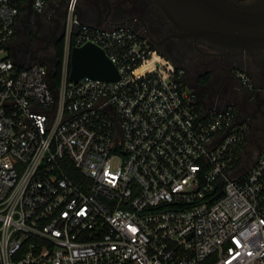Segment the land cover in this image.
<instances>
[{
    "label": "built area",
    "instance_id": "2783aa9c",
    "mask_svg": "<svg viewBox=\"0 0 264 264\" xmlns=\"http://www.w3.org/2000/svg\"><path fill=\"white\" fill-rule=\"evenodd\" d=\"M51 1L0 0V264H264V146L242 152L253 119L203 104L133 27L81 22L76 0L59 80L21 65L18 27ZM87 43L118 81L70 80Z\"/></svg>",
    "mask_w": 264,
    "mask_h": 264
},
{
    "label": "flooded vegetation",
    "instance_id": "af4514ba",
    "mask_svg": "<svg viewBox=\"0 0 264 264\" xmlns=\"http://www.w3.org/2000/svg\"><path fill=\"white\" fill-rule=\"evenodd\" d=\"M246 1V0H240ZM72 0H55L42 13L32 12L23 23L25 37L36 39L35 52L28 56L17 37L11 44L12 54L21 65H50L56 55V45L63 40L67 9ZM76 14L81 22L98 27L130 26L169 61L185 70L184 79L198 89L199 98L213 82L227 85V102L233 101L239 111L253 119L254 127L263 136L251 152L256 158L264 146V51L248 52L222 48L204 40L180 36L181 31L171 22L156 0H76ZM18 27V31L20 30ZM18 34V32H17ZM47 52L52 53L48 57ZM50 58V60H48ZM28 60V61H27ZM246 73L253 88L243 86L239 73ZM215 106V103H213Z\"/></svg>",
    "mask_w": 264,
    "mask_h": 264
},
{
    "label": "water",
    "instance_id": "95a60500",
    "mask_svg": "<svg viewBox=\"0 0 264 264\" xmlns=\"http://www.w3.org/2000/svg\"><path fill=\"white\" fill-rule=\"evenodd\" d=\"M180 36L237 51H264V0H156ZM116 82L120 74L94 43L72 49L70 80Z\"/></svg>",
    "mask_w": 264,
    "mask_h": 264
},
{
    "label": "crops",
    "instance_id": "0c3cea01",
    "mask_svg": "<svg viewBox=\"0 0 264 264\" xmlns=\"http://www.w3.org/2000/svg\"><path fill=\"white\" fill-rule=\"evenodd\" d=\"M52 2L55 3V0H53ZM85 24L92 25L89 23ZM187 83L192 89L198 91V89L192 86L189 81ZM227 90V85L224 82H221L219 80L215 81L210 87L205 89L200 100L209 108L217 110L224 109L227 106V100H225L227 96ZM213 103H215V106H213Z\"/></svg>",
    "mask_w": 264,
    "mask_h": 264
},
{
    "label": "rangeland",
    "instance_id": "374dc122",
    "mask_svg": "<svg viewBox=\"0 0 264 264\" xmlns=\"http://www.w3.org/2000/svg\"><path fill=\"white\" fill-rule=\"evenodd\" d=\"M23 26H21L20 30L18 31L17 34V40L23 44V46H27L29 45V49H27L24 53L27 54L28 56H31V54H33L35 52V41L36 39L34 38L33 35H31L32 37V41L29 40V36L28 38L25 37V28L24 30H22ZM48 57H52V53L47 52L46 54ZM50 58L48 60H50ZM28 61V60H27ZM47 64H50L49 61L46 62ZM250 139H248V141H246L242 152H248V154L245 155V157L243 158V161H245L246 163L252 162L253 158L251 157V150L253 148V146L255 145V143L262 138L263 133L261 130L257 129V128H253L252 131H250Z\"/></svg>",
    "mask_w": 264,
    "mask_h": 264
},
{
    "label": "trees",
    "instance_id": "16d2710c",
    "mask_svg": "<svg viewBox=\"0 0 264 264\" xmlns=\"http://www.w3.org/2000/svg\"><path fill=\"white\" fill-rule=\"evenodd\" d=\"M63 50H64V42L63 40L58 42L56 45V55L52 62L54 71H55V79L59 80L62 71V60H63Z\"/></svg>",
    "mask_w": 264,
    "mask_h": 264
}]
</instances>
